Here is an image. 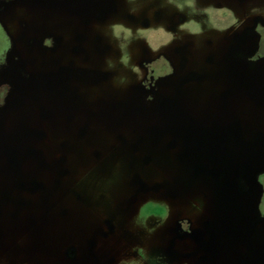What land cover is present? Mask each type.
I'll return each mask as SVG.
<instances>
[{"label": "rangeland", "instance_id": "rangeland-1", "mask_svg": "<svg viewBox=\"0 0 264 264\" xmlns=\"http://www.w3.org/2000/svg\"><path fill=\"white\" fill-rule=\"evenodd\" d=\"M232 2L229 22L227 0H33L4 13L7 30L19 34L27 69L26 101L14 126L48 161L33 174L44 195L64 198L47 217L22 215L16 179L0 167V264L264 262L256 180L264 163V61L256 59L254 69L253 59L239 53L254 20L264 23V0ZM222 38L233 40L234 50ZM144 46L184 49L186 69L170 80L187 83L171 105L185 122L188 150L167 149L171 118L136 107L139 93L114 88L115 68L130 69L128 54ZM36 75L46 87L41 117ZM232 122L244 146L224 134ZM198 137L212 138L213 148L190 149ZM241 165L249 195L238 182ZM165 183L178 196L202 191L210 198L215 215L205 224L206 243L170 245L155 198L140 212L131 209V195L156 197ZM69 247L74 260L66 257Z\"/></svg>", "mask_w": 264, "mask_h": 264}, {"label": "flooded vegetation", "instance_id": "flooded-vegetation-1", "mask_svg": "<svg viewBox=\"0 0 264 264\" xmlns=\"http://www.w3.org/2000/svg\"><path fill=\"white\" fill-rule=\"evenodd\" d=\"M232 1L227 0L226 4L227 22L234 18ZM32 2L33 0H0V167L11 173L16 179L15 188L22 196L18 199L23 204L19 209L21 214L27 215L29 212L35 211L36 216L44 214L43 216L47 217L57 209V201L63 200L64 197L49 199L44 195L43 188L45 185L42 183L41 177L33 174L36 173L39 166L42 167V163H44L43 166H48V161L44 157V152L37 145L36 147L33 145L31 142L33 139L14 126L16 110L22 108L21 106L26 101L24 96L27 77L26 58L18 42V32H9L4 23V13L9 11L10 7H18L19 9V7L30 5ZM231 14L232 17H230ZM254 23L255 25L248 30L250 37L243 36V41L239 45L240 55L246 62L249 61L251 63L252 58L253 64L256 59L260 62L264 61V23L258 19H255ZM220 40L222 45H226L228 52L230 49L234 50L236 45L233 40L229 41L228 38ZM249 49L253 55L248 53L247 50ZM183 50L182 48H170L169 50L167 47L150 48L147 46L140 52L135 51L128 54L130 69L125 70L121 74L117 69L118 67L114 70L118 81L114 87L115 89L127 94L130 91L139 93L138 101L135 104L136 107L140 105L149 114L157 112L160 117L172 119L168 127L169 133L166 143L167 149L170 151L178 148L188 150L187 147H189L187 143H184L187 140V135L184 131L185 122L171 105L175 99L176 92L183 91L187 87L186 80H170L177 71L186 69L187 63ZM226 56H228V53ZM82 62L84 64L86 59ZM252 63L251 66L256 69L257 64L252 65ZM65 71L67 72V70L63 69V72ZM42 77V75L34 76L35 96L33 98L37 100L34 102L36 109H38L36 115L40 117L44 104L41 94L46 89ZM190 77L193 76L190 75ZM56 86L53 83L52 88L55 89ZM107 100L108 98L102 99V104H106ZM118 107L119 104L114 105V108ZM223 131L233 142L244 146L238 123L232 122L228 124L223 128ZM190 146V149L199 151L208 147L213 148L214 142L209 137H198ZM50 147L53 152H56L54 144ZM157 171L159 173V170ZM241 171L238 182L244 190L243 193L249 195L251 187L244 178L245 166L241 165ZM165 178L169 180L167 174H165ZM263 178L264 163L256 172L257 188L259 189L257 212L258 217L264 222V210L262 208L264 203ZM166 184H164L163 192L156 197L152 196V192L141 193L140 196L131 195L129 197V203L132 205L131 209H136V211L140 212L145 202L155 198L153 202H159L162 205L155 209L161 214L162 227L159 229L166 235L168 238L167 242L169 241L170 245L176 247L177 243L178 245L185 243L198 246L206 243L208 233L205 229V224H208V221H212L215 215V211L211 207L210 198L202 191L185 195L182 193V195L178 196ZM31 203L35 204L36 208L30 207ZM151 214L154 213L152 212ZM227 214L233 215L230 211ZM38 220L35 219L34 221ZM154 227L148 223L146 224V228L151 233L156 230ZM65 253L69 260L77 258L76 251L71 247L67 248ZM261 264H264V262Z\"/></svg>", "mask_w": 264, "mask_h": 264}]
</instances>
